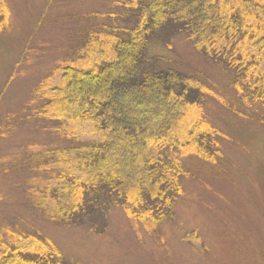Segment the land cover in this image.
Listing matches in <instances>:
<instances>
[{
  "label": "trees",
  "instance_id": "16d2710c",
  "mask_svg": "<svg viewBox=\"0 0 264 264\" xmlns=\"http://www.w3.org/2000/svg\"><path fill=\"white\" fill-rule=\"evenodd\" d=\"M125 8L135 21L126 36H114V29L105 46L94 37L102 56L78 46L83 60L55 67L34 90L42 103L33 116L80 141L43 153L39 166L53 173L34 203L51 220H90L92 230L102 229L112 207L120 206L131 219L156 227L174 217L183 194L190 171L182 155L218 156L220 131L202 111L210 77L164 64L151 51L169 28L223 64L238 110L264 105V0H130ZM9 20L8 3L0 0V33ZM0 264L81 263L38 231L9 230L0 238Z\"/></svg>",
  "mask_w": 264,
  "mask_h": 264
},
{
  "label": "rangeland",
  "instance_id": "374dc122",
  "mask_svg": "<svg viewBox=\"0 0 264 264\" xmlns=\"http://www.w3.org/2000/svg\"><path fill=\"white\" fill-rule=\"evenodd\" d=\"M128 1L6 0L10 20L0 33V238L9 230L38 231L81 264H264V105L238 110L223 64L201 54L174 27L158 36L151 51L164 64L210 77L212 92L202 111L220 131L218 156L182 155L190 174L182 180L174 217L146 227L113 206L102 229L92 230L90 220H51L34 203L53 173L39 166L43 153L80 143L56 130L54 121L33 116L42 103L34 90L55 67L82 61L76 51L81 45L102 56L94 37L105 46L114 29V36H126L135 23L126 13Z\"/></svg>",
  "mask_w": 264,
  "mask_h": 264
}]
</instances>
